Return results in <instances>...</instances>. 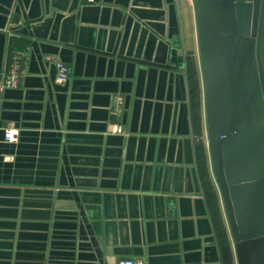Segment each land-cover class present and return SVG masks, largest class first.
<instances>
[{
    "label": "crops",
    "instance_id": "obj_1",
    "mask_svg": "<svg viewBox=\"0 0 264 264\" xmlns=\"http://www.w3.org/2000/svg\"><path fill=\"white\" fill-rule=\"evenodd\" d=\"M180 10L183 46L174 0H0V264H226L217 228L232 264H264V238L238 254L230 231L192 0ZM13 55L19 82L2 86ZM56 60L70 69L63 82Z\"/></svg>",
    "mask_w": 264,
    "mask_h": 264
},
{
    "label": "water",
    "instance_id": "obj_2",
    "mask_svg": "<svg viewBox=\"0 0 264 264\" xmlns=\"http://www.w3.org/2000/svg\"><path fill=\"white\" fill-rule=\"evenodd\" d=\"M174 4L183 46L180 0ZM192 7L212 168L239 254L264 238V0ZM183 71L188 89L186 64Z\"/></svg>",
    "mask_w": 264,
    "mask_h": 264
},
{
    "label": "built area",
    "instance_id": "obj_3",
    "mask_svg": "<svg viewBox=\"0 0 264 264\" xmlns=\"http://www.w3.org/2000/svg\"><path fill=\"white\" fill-rule=\"evenodd\" d=\"M56 74L55 78L59 82L67 80L70 76V69L67 64L56 60ZM21 74V60L17 55H13L7 72L2 79V86H16L19 82ZM113 131H120L118 124H113L110 127ZM19 135V128L17 126L7 124L3 129V136L6 141H16ZM117 264H148L146 259L142 256L121 257L117 260Z\"/></svg>",
    "mask_w": 264,
    "mask_h": 264
},
{
    "label": "trees",
    "instance_id": "obj_4",
    "mask_svg": "<svg viewBox=\"0 0 264 264\" xmlns=\"http://www.w3.org/2000/svg\"><path fill=\"white\" fill-rule=\"evenodd\" d=\"M195 60L193 57H187V71H188V80H189V87H190V94H191V110H192V117H193V124H194V133L200 134L199 129V82L197 71L194 64ZM196 149L198 152H201L200 142L196 141ZM201 165V164H200ZM211 186H205V190L208 194V201L210 206L213 204V196L211 194ZM213 208V207H212ZM217 236L219 240V244L222 250L224 262L226 264H232L230 259L229 249L223 247L221 243L222 232L221 228H217Z\"/></svg>",
    "mask_w": 264,
    "mask_h": 264
},
{
    "label": "rangeland",
    "instance_id": "obj_5",
    "mask_svg": "<svg viewBox=\"0 0 264 264\" xmlns=\"http://www.w3.org/2000/svg\"><path fill=\"white\" fill-rule=\"evenodd\" d=\"M194 15V14H193ZM194 25H195V18H194ZM204 134H205V130H204Z\"/></svg>",
    "mask_w": 264,
    "mask_h": 264
}]
</instances>
